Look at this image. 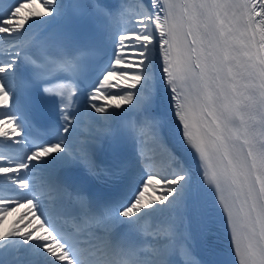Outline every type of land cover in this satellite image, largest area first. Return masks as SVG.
Wrapping results in <instances>:
<instances>
[{
    "label": "snow or ice",
    "instance_id": "snow-or-ice-1",
    "mask_svg": "<svg viewBox=\"0 0 264 264\" xmlns=\"http://www.w3.org/2000/svg\"><path fill=\"white\" fill-rule=\"evenodd\" d=\"M14 4L0 12V39L10 45L8 59L0 53V120L14 125L10 133L0 131L5 138L22 137L28 118L15 101L19 73L40 84L67 71L78 85L84 75L81 58L94 51L82 42L89 36L87 20H81L83 35L22 47L16 41L35 18L63 16L65 6L63 0H44L47 12L24 15L26 5ZM88 7L98 16L114 15L99 0ZM105 39L111 55L83 91L86 107L105 122L107 154L98 155L94 144L74 147L77 114L68 111L64 91H56L64 123L55 142L41 144L16 163L0 153V181L10 185L9 195L0 194V222L25 200L44 233L14 228L0 234V264L6 254L10 264H200L192 259L193 240L208 253L203 264H264V0H150L134 29L108 32ZM52 46L56 60L48 58ZM37 47L41 64L29 55ZM114 76L124 87L110 82ZM102 90L106 99H118L114 107L97 103ZM126 114L130 118L119 129L108 126ZM132 160L139 181L123 176ZM157 161L167 163L168 174L153 171ZM48 164L65 172L50 182L60 197L51 208L23 174ZM73 168L112 183L119 196H92L67 175ZM158 186L160 194L146 201L145 191ZM58 215L70 217L76 232L65 234ZM145 219L154 224L147 249L129 239ZM121 225L128 232L119 234ZM221 230L231 260L213 259ZM21 247L35 259L18 257Z\"/></svg>",
    "mask_w": 264,
    "mask_h": 264
},
{
    "label": "bare ground",
    "instance_id": "bare-ground-1",
    "mask_svg": "<svg viewBox=\"0 0 264 264\" xmlns=\"http://www.w3.org/2000/svg\"><path fill=\"white\" fill-rule=\"evenodd\" d=\"M69 0H65L66 4ZM103 3L109 5L111 8H115L118 4L126 5L128 2H140L142 3L143 6V11L145 10V7L149 4L150 0H123V3L121 0H101ZM26 7L22 10V13L24 15H27L28 12L30 11H41V12H47V9L44 8V0H29L24 3ZM138 14V12L136 11ZM136 13L129 12L124 18H125V24L121 28L120 24H116L114 26V29L111 33H117L121 34L123 30H132L135 27V22L138 20ZM60 17V16H59ZM59 17L55 16L54 20L51 23H54ZM44 17L42 18H35L36 22L33 23L32 25H35L36 32L37 34H41L43 31L41 29V22ZM10 47V45L7 42V38L0 39V53H3V59H8L7 56V50ZM121 67V66H118ZM161 69L159 67L156 68L157 76L159 75V72ZM117 79V78H116ZM115 76L110 78V82L114 83ZM116 81V80H115ZM98 96V101L97 103L99 104H104V105H111L114 107V104L118 102V99L116 101H113L111 99H106L105 94L103 93V90L100 93L96 94ZM126 107V106H122ZM81 117H86L87 123L86 126L83 129V132L78 130L77 128H82L85 122L74 124L75 131L72 132L71 138H73V135H82V138L84 140L80 141L82 144L87 145V144H94L95 147L98 149L100 146V143L104 140V137L106 134L104 133V127H105V122L103 120H97L96 117L99 116V114L94 113L93 110H89L86 105L83 107L82 111L80 112ZM120 115L116 116L113 120L108 121V126L117 119ZM88 126V127H87ZM90 126V127H89ZM10 123H7L4 120H0V131H9L10 129ZM14 139L15 135H11ZM95 138V139H94ZM35 163V162H33ZM60 167L56 164H48L46 166H40V167H34L31 168L30 170L24 172L23 174L25 175L27 172L28 176H31V181L33 183L34 188H40L41 186H48V183H46L47 179L53 178L56 174V171ZM169 167L168 165H165L164 168H161L158 170L159 173L161 174H168ZM146 179V177H145ZM7 181H0V183H4ZM159 186L156 190L152 188H148L145 191V197L144 199L147 201L149 199L155 198V196L159 195ZM3 208V205L0 204V209ZM33 209L32 206L29 205L28 203L24 202L18 205H14L13 209L3 216V221L0 222V234L10 231L14 228H21L25 231H33L34 233L38 234H44L43 229H40L39 225L41 223L40 220H37L36 216L33 215ZM154 225V224H153ZM17 245L20 244L19 241L15 242ZM35 246H33L34 248ZM150 245H148L147 248H149ZM146 248V249H147ZM17 256H23L25 259H35L34 257H31L23 247L20 248V251L17 253ZM12 257L8 256L7 254L4 256V261L5 264H10Z\"/></svg>",
    "mask_w": 264,
    "mask_h": 264
},
{
    "label": "rangeland",
    "instance_id": "rangeland-1",
    "mask_svg": "<svg viewBox=\"0 0 264 264\" xmlns=\"http://www.w3.org/2000/svg\"><path fill=\"white\" fill-rule=\"evenodd\" d=\"M139 18H140V16H138ZM126 34V33H125ZM133 63H135V62H133ZM123 66H126V65H123ZM117 78V79H116ZM116 80V81H115ZM115 80H114V83L113 84H117V86L118 87H124V82L122 81V80H118V77H115ZM84 140V139H83ZM78 141H81V140H77V141H75V143H74V146L75 147H77V146H82V145H84V144H82V142L81 143H78Z\"/></svg>",
    "mask_w": 264,
    "mask_h": 264
}]
</instances>
